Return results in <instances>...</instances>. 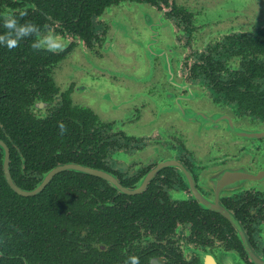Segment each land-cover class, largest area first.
I'll return each mask as SVG.
<instances>
[{
    "label": "flooded vegetation",
    "instance_id": "af4514ba",
    "mask_svg": "<svg viewBox=\"0 0 264 264\" xmlns=\"http://www.w3.org/2000/svg\"><path fill=\"white\" fill-rule=\"evenodd\" d=\"M126 2L153 7L146 44ZM186 6L71 0L50 17L41 0H0V34L26 11L65 42L26 46L31 63L0 46V264H264V15L204 38L223 16ZM65 164L88 171L50 173ZM73 204L87 221L60 216Z\"/></svg>",
    "mask_w": 264,
    "mask_h": 264
},
{
    "label": "rangeland",
    "instance_id": "374dc122",
    "mask_svg": "<svg viewBox=\"0 0 264 264\" xmlns=\"http://www.w3.org/2000/svg\"><path fill=\"white\" fill-rule=\"evenodd\" d=\"M177 4L181 5H187L186 7L189 8V10L196 14L198 10L206 8H210L205 15L202 16L201 21H208V22H215L216 18L218 16H223V18H219L218 24H210L211 28H206L204 30V38L206 36H209L210 38L215 36L217 33H225L226 31H229L231 29L239 28L242 24L246 23L248 21L247 19L243 18V15H248L249 13H252V10H254V14H256V17L259 18L264 15V0L260 3L259 0H175ZM219 1V2H218ZM219 4V7L217 5ZM122 15V22L125 23L127 21L128 26L127 29H130L131 34L136 35L138 32H142L144 34V39L142 41L143 44H146V39L150 38L145 37L146 34V28H148L149 25V19L145 17L146 15H149V8L152 6L142 3H133V2H126L119 5ZM111 8H114L111 7ZM110 8V9H111ZM153 8V7H152ZM114 10V9H113ZM170 23H163L162 26H168ZM131 26V27H130ZM172 27V26H171ZM209 32V35H208ZM162 34V37L160 36ZM158 36V40L161 37V42L166 41L167 44L175 43L173 32L170 31H162ZM141 36L143 35H139ZM157 40V38H156ZM199 40H197L198 42ZM151 42L147 44V46L150 45ZM178 45V44H177ZM129 46L133 47H139L135 42L129 40ZM144 59L142 62H145ZM148 69H151V66H148ZM139 70V69H138ZM157 72L154 70V75L157 76ZM126 93L129 94V90H126ZM90 96L86 97L84 96V104L94 105L98 102V100H95L92 94H89ZM83 97V96H82ZM152 104V103H151ZM202 110L206 114H210L213 112V108L207 101H202L198 103ZM198 123V122H197ZM196 124V123H195Z\"/></svg>",
    "mask_w": 264,
    "mask_h": 264
},
{
    "label": "clouds",
    "instance_id": "9594fccd",
    "mask_svg": "<svg viewBox=\"0 0 264 264\" xmlns=\"http://www.w3.org/2000/svg\"><path fill=\"white\" fill-rule=\"evenodd\" d=\"M27 14L26 11L21 12L19 18H17L14 13H7L2 17L3 27L6 31L0 34V46L12 50L18 47L21 40L31 39L30 47L36 53L46 51L58 54L64 51L65 42L63 38L47 25L42 29L31 21L21 23L20 19H23ZM58 127L60 135L63 136L67 131L66 125L60 122ZM123 264H140L139 257L131 255L123 261Z\"/></svg>",
    "mask_w": 264,
    "mask_h": 264
},
{
    "label": "trees",
    "instance_id": "16d2710c",
    "mask_svg": "<svg viewBox=\"0 0 264 264\" xmlns=\"http://www.w3.org/2000/svg\"><path fill=\"white\" fill-rule=\"evenodd\" d=\"M38 2H40V0H37ZM71 0H41V3L43 4V10L46 11V14L49 15L50 17H52L54 14L60 12V3L62 2H70ZM80 1V0H79ZM81 1H87V0H81ZM92 1V0H91ZM26 21H31L32 23H35L31 20V17L30 19L28 20H20L21 23H24ZM36 24V23H35ZM25 39L24 40H21L18 47H16L12 52H11V57H14L15 58H20L22 54L25 53L26 56H28V60L27 62H33L34 61V55H33V52L28 49L26 46H30V39L28 40V43L25 44L24 43ZM31 60V61H30ZM1 69V67H0ZM9 75L10 77L12 78L11 76V70H9ZM259 105H262L264 104V101L262 100H257ZM63 180V178H59L58 181H61ZM86 182H87V186L85 188V190L89 191L91 190V188L89 187L90 183L87 179H84ZM71 184H74V182H72ZM0 190H7V187L5 185L4 182H0ZM71 190V188L69 189V191ZM62 191H64V189H62ZM62 191L61 194L63 193ZM7 196V195H6ZM4 197V196H3ZM8 197V196H7ZM67 209V208H65ZM72 212L71 213H63L61 214L60 216L63 217L64 219H67V220H70L72 223H74L72 221L73 218H75L76 220H80V221H87L88 218H89V215L86 211V209L80 207V208H76L73 204V208H72ZM53 216L54 217V220L56 219V215L52 212H50V216ZM49 216V214H48ZM68 237L71 236V233L70 231L68 232L67 234Z\"/></svg>",
    "mask_w": 264,
    "mask_h": 264
},
{
    "label": "water",
    "instance_id": "95a60500",
    "mask_svg": "<svg viewBox=\"0 0 264 264\" xmlns=\"http://www.w3.org/2000/svg\"><path fill=\"white\" fill-rule=\"evenodd\" d=\"M2 143L3 142H1L0 141V144L2 145ZM6 149V148H5ZM4 161H3V163H4V168H5V171H6V174H7V155H6V150H5V152H4ZM72 167H74V168H79V169H81V170H85V171H88V169H86V168H82V167H75V166H72V165H60V166H58V167H56L54 170H52L50 173H53V172H56V171H59V170H62V169H66V168H72ZM8 181H9V179H8Z\"/></svg>",
    "mask_w": 264,
    "mask_h": 264
}]
</instances>
